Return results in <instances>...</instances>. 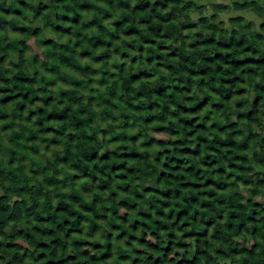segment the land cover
Segmentation results:
<instances>
[{"label":"trees","instance_id":"1","mask_svg":"<svg viewBox=\"0 0 264 264\" xmlns=\"http://www.w3.org/2000/svg\"><path fill=\"white\" fill-rule=\"evenodd\" d=\"M0 264H264V0H0Z\"/></svg>","mask_w":264,"mask_h":264},{"label":"rangeland","instance_id":"2","mask_svg":"<svg viewBox=\"0 0 264 264\" xmlns=\"http://www.w3.org/2000/svg\"><path fill=\"white\" fill-rule=\"evenodd\" d=\"M219 1H226V0H219ZM107 207H109L110 209L116 208L115 203L112 201V199L110 198L109 201L106 204Z\"/></svg>","mask_w":264,"mask_h":264}]
</instances>
